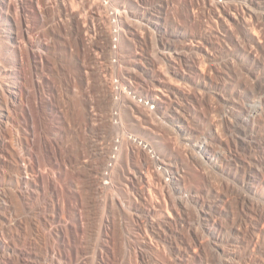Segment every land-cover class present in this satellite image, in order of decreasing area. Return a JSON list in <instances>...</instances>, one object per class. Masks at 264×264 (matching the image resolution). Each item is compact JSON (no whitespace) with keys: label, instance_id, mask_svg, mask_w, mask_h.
<instances>
[{"label":"bare ground","instance_id":"6f19581e","mask_svg":"<svg viewBox=\"0 0 264 264\" xmlns=\"http://www.w3.org/2000/svg\"><path fill=\"white\" fill-rule=\"evenodd\" d=\"M1 1L7 13L0 18L15 25L12 48L29 69L17 56L0 53L22 79L13 82L7 70L0 72L2 89L20 87L15 97H0L6 109L0 121V264H264V0H181L198 29L183 48L169 41L173 0H157V21L148 0H129L136 5L130 16L113 0H78L84 16L65 0H49L47 44L44 33L35 42L27 38L41 25L38 2L27 20L11 16L15 6ZM24 7L18 0L16 8ZM133 17L140 19L137 30ZM98 36L94 70L105 62L117 68L129 54L138 59L149 39L162 50L153 48L154 68L164 62L172 69L173 55L185 61L189 50L192 92L155 71L160 91L169 95L148 96L151 111L129 95V86L109 78V70L100 65L101 73H94L88 62L98 54H91ZM28 41L25 48L21 42ZM73 53L78 62L71 73ZM79 81L87 82L84 91L77 90ZM64 87L72 97L70 115ZM170 119L171 133L160 122ZM133 120L155 127L175 166L158 152L151 156L149 141L124 136L125 123ZM102 125L112 136L97 143L95 160L97 137L92 144L87 133L96 136ZM172 134L174 143L173 136L172 143L165 139Z\"/></svg>","mask_w":264,"mask_h":264},{"label":"rangeland","instance_id":"374dc122","mask_svg":"<svg viewBox=\"0 0 264 264\" xmlns=\"http://www.w3.org/2000/svg\"><path fill=\"white\" fill-rule=\"evenodd\" d=\"M12 3H13V6H15V8H16V5H17V3H18V0H10ZM24 1V3H25V9H23V10H21L20 8L18 9V8H13L10 12H8V14L10 13L11 14V16L13 15V17L15 16H17V17H19V16H21V17H24V18H26L27 20H29L32 16H34V12H33V8H34V5H35V3H37L38 5H37V8H38V11H36V12H38V13H40L41 14V16H42V19H41V25H40V27H37V28H35L34 30H30L29 32V36H27V38L28 39H30V40H33V41H30V42H35L37 39H39V35H43V33H44V35L45 36H47V37H44L43 38V40L45 41V44H47V43H49V0H23ZM66 1V3H69V5L71 6V5H73V9L75 8V10H78V11H82V16H84L86 13V11H87V9L85 10V9H83V8H81V6H80V4L78 5V2L80 1H78V0H76V2H77V4L76 3H73L72 2V0H65ZM107 0H104V3H107V2H109V0L106 2ZM112 1V0H111ZM112 2H114V4L115 5H120L121 6V8H122V11H124V12H127L128 14H129V16L134 12V11H136V5H134L133 4V2L132 1H129V0H113ZM148 2V4L149 5H147V10L150 12V14H151V18L153 19V20H156V19H158V17L160 16V12L158 11V2H157V0L155 1V0H148L147 1ZM76 6H75V5ZM151 4V5H150ZM176 4V5H175ZM78 5V6H77ZM183 5V3H182V1L181 0H173V4H172V6H171V8H170V10L168 11V17H167V19H166V25H167V27H168V30H169V32H170V35H169V38H170V44L173 46V47H179V48H183V47H185L187 44H188V42H189V38L190 37H193L194 35L196 36V34L195 33H197L198 32V29H197V26H195L191 21H188V17H187V12L185 11V8L182 6ZM178 6V7H177ZM124 7V8H123ZM150 7V8H149ZM78 8V9H77ZM40 11V12H39ZM184 12H186V13H184ZM0 13L1 14H6L7 13V11H6V9H5V7L2 5V1H1V3H0ZM153 13V14H152ZM9 14V15H10ZM152 15H153V17H152ZM138 19V20H140L139 18H135V17H133V18H129V20L131 21V28L132 29H134V30H137L138 29V25H139V21L136 20ZM157 21V20H156ZM164 22V21H163ZM190 23H191V25H190ZM197 29V30H196ZM14 30H15V25L12 23V22H10L9 20H7L6 19V17H3V18H0V31H1V34H2V36H3V38H2V40L0 41V53L1 52H4V53H6V52H8L11 56H13V57H18L19 59H21L20 61L21 62H23L22 64H23V66H24V68L25 69H29V64H28V61L24 58L23 59V57H21L22 55H17V53L15 52V50H14V48H12V45H13V42L12 41H14V39H12L13 38V36H15L14 35ZM33 31V32H32ZM39 33V34H38ZM34 35V36H33ZM43 35V36H44ZM40 36V37H41ZM30 37V38H29ZM37 37V38H36ZM34 38V39H33ZM98 39H100L99 38V36L98 37H96V39H95V46H93L92 47V50L94 49V52L93 53H91L92 54V56L94 55V54H96V53H98V54H96V55H94L91 59H89V62H88V64L90 65V63H91V67L93 68L95 65H93V62H90V61H92L93 59H94V57H95V59L96 60H98L99 58H98V56H99V53L101 52V49H100V47H101V45H100V42H99V40ZM42 40V41H43ZM29 41L28 42H21V44L23 43V45H24V47L26 48L27 46H28V43H29ZM97 41V42H96ZM173 41H174V43H173ZM99 42V43H98ZM100 45V47L99 46H97L98 44ZM179 43V44H178ZM22 45V46H23ZM156 44H155V42H152V40L150 41V39H149V41L148 42H146V43H144V45L142 46V47H140L139 46V48H140V50H138V52L140 53V57L138 58V59H136L135 57H132L131 56V54H129V56L128 57H126V59H122L121 61H120V63L118 64V66H117V68H114V69H112L113 71H115L113 74H111L113 71L110 69V68H106V64H108V63H103L102 65L101 64H98L97 66H96V69H98L99 71H100V69H101V67H103L102 69V71H108L109 72V74H108V77L109 78H111V77H113V79H114V81L115 82H119V83H122V84H124L125 86L124 87H130L131 89L129 90H126V91H128V93H129V95H131L132 94V96L134 97H138L136 100L137 101H139V103H141V104H145L146 106H147V102L145 101L146 100V98H150V97H148V96H151L152 94H155V93H158V92H160L161 94H165V95H169V92H167V90L165 91L164 89H162V91H164L163 93H162V91H160V89H161V82L160 81H158V79H157V77H154V74L153 73H155V71H165L166 72V74H168L167 76V79H169V80H171V82L173 81V83H175L176 82V86L177 87H181V88H183V90L185 89V91L186 92H188V90L189 91H191L192 92V90H193V86H194V80H193V68H192V65H189V64H192V61H193V58H192V54L190 53V51L188 50L187 51V53L188 54H186V56H187V60H185V61H180L179 59H177L178 57H177V55H173L174 56V58H173V56H172V54H173V52L174 51H172L171 52V50H170V53L169 54H171V56H172V58H173V61H174V59H175V61H176V63L175 62H171L172 64H173V66H172V69H171V67L170 66H168L167 64H165L164 62L163 63H160L159 62V64L157 65V67L155 66V68L154 67H152L153 66V64H151L150 63V56H152L153 54V48H154V50L157 48V45L155 46ZM184 45V46H183ZM99 49V50H98ZM167 52H169L168 51V48H166L165 49ZM97 51V52H96ZM149 51V52H148ZM96 52V53H95ZM142 52V53H141ZM144 52V53H143ZM156 52H162V50H160L159 51V49L157 48V50H156ZM175 53V52H174ZM71 55V54H70ZM72 55H74V56H72ZM71 56H70V58H69V62H68V65H69V63L70 62H72L73 63V65H72V63H70V67L68 68V69H71V71L70 70H68L69 72H71V73H74V72H72V71H74L73 69H76V65H77V62H78V57H77V54L75 55V53H73ZM191 55V56H190ZM76 56V57H75ZM190 56V57H189ZM21 57V58H20ZM46 57H47V53L46 52H44V60H43V62L44 63H46V61H45V59H46ZM60 60L62 61L63 59H62V56H60ZM191 58H192V60H191ZM25 61V63H24V61ZM82 60H84V59H82ZM118 59H113L112 61L114 62H116ZM125 60V61H124ZM75 61H77V62H75ZM85 62H87L88 60H84ZM94 61V60H93ZM99 61H101V58H100V60ZM130 61V62H129ZM149 61V62H148ZM191 61V62H190ZM39 62H40V60H39ZM114 62V63H115ZM27 63V64H26ZM42 63V61L40 62V64ZM164 64V65H163ZM26 65V66H25ZM73 67H72V66ZM100 65H101V67H100ZM161 65V66H160ZM167 65V66H166ZM105 66V67H104ZM165 66H166V68H165ZM49 67V66H48ZM125 68V69H124ZM163 68H165V69H162ZM170 68V69H169ZM5 69V71L7 70V72H8V75H10L11 76V78H12V80L11 81H22V79H20L21 77H20V75H19V73H18V70L15 68V66H13L11 63H9V62H6L4 59H3V57H0V72L1 71H3V70ZM49 68H46V70L44 71V75L48 78L49 77V70H48ZM95 68H93V71H94V73L97 71V73H101V72H98V70H94ZM151 69V70H150ZM155 69V70H154ZM192 69V70H191ZM154 71V72H153ZM192 72V73H191ZM70 73V74H71ZM96 74V73H95ZM153 74V75H152ZM192 74V75H191ZM99 75V74H98ZM111 75V76H110ZM144 77V78H142V76ZM78 76H80L79 74L77 75L76 73H75V75H73V77H76L75 79L76 80H78L77 79V77ZM78 78H81V77H78ZM154 78V79H153ZM18 79V80H17ZM175 81H174V80ZM185 79V80H184ZM81 81H79V83H80ZM160 82V83H159ZM80 85H83V86H79L80 88H78L77 90H80L81 88H83L82 90L84 91V89L87 87V82H86V84H85V82H83V83H80ZM84 85H86V86H84ZM127 85V86H126ZM19 85H17L16 83L14 84V83H12V84H8V85H5L4 86V89H2L1 88V84H0V91L1 90H3V92H0V97H2V96H7V94L8 95H10V94H12V97L14 96L15 97V91H17L20 87H18ZM190 88V89H189ZM63 90H66V92L64 91L63 93H64V95H67V94H65V93H68V90H67V88L66 87H64V88H62V91ZM167 92V93H166ZM69 96H70V93H68V96L66 97V101H67V105H69V108H68V110L70 111L71 109H72V107H71V101H72V97H71V99H68L69 98ZM47 97V96H46ZM33 99V98H32ZM70 100V103L68 102ZM140 100H141V102H140ZM35 101V100H34ZM143 101V102H142ZM40 103H41V101H39ZM190 103L189 104H191V101H189ZM185 104H186V106H188V103H186L185 102ZM193 104V103H192ZM192 104L191 105H189V108H193V106H192ZM151 111H153V110H155V108H153V105L151 104H149L148 103V106H147ZM4 107H2V105H0V121L2 120V118H3V116H1L4 112H6V109L4 108ZM45 107L43 106V108H42V111H44L43 113H45L46 111H45V109H44ZM190 109V112H191V114L193 113V109ZM44 109V110H43ZM104 108L102 107V110H103ZM193 110V111H192ZM72 111V110H71ZM71 111L69 112V115H70V113H71ZM131 122V123H130ZM161 122V125H162V127L163 128H165L166 129V131L168 132V131H170V133L172 132V129L173 128H175V119H170V122H163L162 120L160 121ZM46 123V124H45ZM45 123H44V128H46V125H47V121L45 120ZM139 123V124H138ZM140 124H142V126L140 125ZM156 125L158 126L159 124L156 122ZM103 126V125H102ZM126 126V127H125ZM71 127H72V125H71ZM98 127V126H97ZM105 127V128H104ZM124 133L123 134H125L124 136L127 138V136H129L130 137V139L131 138H133V139H143L146 143L148 142V144H150L151 146H153V147H151L150 146V148H149V153H150V155L151 156H154L155 155V153H153V151L154 152H158L159 154H162L163 156L165 155V157L168 159V164H169V166L170 167H172V166H175V162H176V159H175V154L174 153H172V152H170L169 150H167L162 144H161V142H159L160 140H162L163 138H161L160 139V136H159V133H157L158 135H156V134H154V131L152 132V130L153 129H155V127H152V126H149V125H147V124H145V123H140V122H138V121H135V120H133V121H129V122H126L125 123V125H124ZM73 128V127H72ZM127 130V131H126ZM102 132V133H101ZM106 132V133H105ZM107 132L109 133V134H107ZM126 132H127V136H126ZM152 132V136H151V134L149 135V133H151ZM110 133H112L111 132V129H109V128H106V126H103V128L101 127V129H100V131H99V134H97V133H95V134H97L96 136H93V134L91 133V132H88L87 133V135H88V138H90V139H92L93 138V141L92 140H90V139H88L92 144H94L93 142H94V139L96 138V140L95 141H98V142H95V144L94 145H92V146H94L93 148L94 149H96V148H99V149H96V151H95V155H96V153H100L101 151V147L100 146H102L101 144H97V143H104V141H105V143L106 142H108V139H110V137L112 136V134H110ZM30 135H29V139H30V143H33V141H34V135L32 134V132L31 133H29ZM91 134V135H90ZM102 135V136H101ZM32 136V137H31ZM98 136H100L101 138H99ZM105 136V137H104ZM121 136H122V134H121ZM121 136H119V138H122ZM150 136V137H149ZM154 136V137H153ZM159 136V137H158ZM170 136L173 138L172 139V142L174 143V142H176V136L174 135V134H172V135H168V136H166L165 135V139L169 142L170 141ZM174 136H175V138H174ZM124 137V138H125ZM128 137V138H129ZM152 137V138H151ZM108 138V139H107ZM155 139V140H154ZM160 139V140H159ZM100 140V141H99ZM107 140V141H106ZM147 140V141H146ZM153 141V142H151V141ZM32 141V142H31ZM158 143H157V142ZM6 142H10V139H9V141H8V139L6 140ZM171 142V141H170ZM171 142V143H172ZM27 144V146H26V149H27V151H25L26 152V155H27V159L29 158V163H31L32 161H33V159H34V153H33V150H32V145L31 144ZM153 143H154V145H153ZM158 144V145H157ZM29 145H31V147L29 146ZM161 145V146H160ZM91 146V147H92ZM98 146V147H97ZM158 146V147H157ZM30 147V148H29ZM164 147V148H163ZM93 148H90V149H93ZM154 148V149H153ZM156 148V149H155ZM158 148V149H157ZM29 149V150H28ZM156 150V151H155ZM167 150V151H166ZM32 151V153H30V152ZM6 154H4L5 156H7L8 157V159H7V157H6V159L7 160H11V158H10V156H8V152H5ZM8 153V154H7ZM29 155H28V154ZM96 155V158H95V155H92V160H94L93 158H95V160L97 159V157L99 156V155ZM32 155V156H31ZM30 157H31V159H30ZM131 160L133 161V163H137V161H138V159H134V158H131ZM161 167H158V169H160ZM11 173V170L10 171H8L7 170V173ZM10 173H9V175H10ZM0 230H1V228H0Z\"/></svg>","mask_w":264,"mask_h":264},{"label":"built area","instance_id":"2783aa9c","mask_svg":"<svg viewBox=\"0 0 264 264\" xmlns=\"http://www.w3.org/2000/svg\"><path fill=\"white\" fill-rule=\"evenodd\" d=\"M0 83H1V75H0Z\"/></svg>","mask_w":264,"mask_h":264}]
</instances>
